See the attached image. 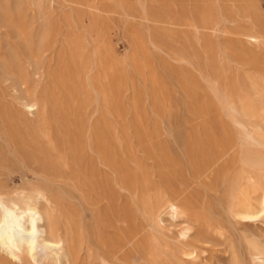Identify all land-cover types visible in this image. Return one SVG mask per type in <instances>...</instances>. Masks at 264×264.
Masks as SVG:
<instances>
[{"label": "rangeland", "instance_id": "1", "mask_svg": "<svg viewBox=\"0 0 264 264\" xmlns=\"http://www.w3.org/2000/svg\"><path fill=\"white\" fill-rule=\"evenodd\" d=\"M21 19L35 43L56 22V48L31 55ZM0 32L4 196L44 190L83 264H103L102 254L110 264H264V213L244 221L230 212L234 177L245 175L250 203L264 192V130L256 126L264 124V0H0ZM27 95L42 98V109L30 112ZM70 154H122L137 179L135 198L120 188L112 213L90 209ZM191 154H228L229 165L223 158L201 175ZM162 199L187 216L164 210L150 225ZM103 226L109 238L133 228L140 238L116 258L99 237ZM181 247L194 248L190 257ZM1 249L0 264H21ZM167 249L171 257L161 254ZM46 261L39 264H54Z\"/></svg>", "mask_w": 264, "mask_h": 264}, {"label": "bare ground", "instance_id": "2", "mask_svg": "<svg viewBox=\"0 0 264 264\" xmlns=\"http://www.w3.org/2000/svg\"><path fill=\"white\" fill-rule=\"evenodd\" d=\"M20 18H22V17H20ZM5 24H6V22H5ZM50 24H51V22H50ZM29 26H30V24H29ZM29 26L27 25V23L24 19L20 20V23H19V31L20 32L19 33H20L22 41H24L25 44H27V46H30L31 55L41 56V55H43L49 51H53L56 48L57 43L60 42V41H58L59 38H57V36H58V34H61V33H58L59 26L56 22H53L48 27L46 25H44L45 26L43 28L44 34L40 37V40H38V42H36V43L34 42V40L32 39V37L29 34V32H30ZM5 27H6V25H5ZM7 28H9V27H7ZM252 37L254 38V36H252ZM254 39H257V38H254ZM0 45H1V43H0ZM65 45H67V44H65ZM19 46H20V44H19ZM61 46H64V45H61ZM54 53H56V52H54ZM53 56H55V55H53ZM36 61H38V60H36ZM89 66L88 67H87V65L84 66V68L80 72L82 76L88 75V73L90 71ZM95 66H97V65H95ZM20 73H21V71H20ZM22 74L25 76L24 73H22ZM103 76H104L103 73H100L101 84L103 83V79H102ZM90 77H93V76L91 75ZM95 79H93V80H95ZM89 80H90V78H89ZM23 84L24 83H22V85ZM257 88H259V87H257ZM254 89H255V87H254ZM261 91L262 90H260V92ZM250 94H252V93H250ZM251 105H254L253 102ZM262 105H263V107L260 109L264 113V101L262 102ZM24 106L30 112L31 111L37 112L39 109H42V107H43L42 98L41 99L40 98H32L29 95H27L26 100L24 101ZM241 107H243V106H241ZM247 107H248L249 113L254 115L255 109H252V107H249V106H247ZM256 110H257V107H256ZM235 111L238 112V110H235ZM257 117H256V119H257ZM255 122H256V120H255ZM250 123H251V121H250ZM256 126H258V128L261 129V131L264 130V124L258 123ZM251 136H253V135H251ZM256 139H257V137H256ZM261 142H263V141H261ZM263 144H264V142H263ZM194 155L195 154H191L190 158H191V160H196V158L198 157L196 160L197 161L196 164H198V165H196V166H197L199 173L201 175L205 174V173L208 174L209 172L207 173V171H209V169H211L215 165H217L218 162L223 158L225 161L224 163L229 165V159L227 158L228 154H215L213 157L206 159V160H204V154H196L195 156ZM240 157H239V159H241ZM70 158H72V160H73V164L75 165V171L79 174V177L82 180L83 186H85L87 188L88 192H87V195L85 197V202H86L87 206L90 207V209L94 210V208H95L98 211V210L104 208V209H106V211H110L112 213L113 210L117 206H119L120 197H122V195H123L122 193H120V190H119L120 188H126L127 189L126 191H130L132 196H134V198H135V193H136L135 191L137 190V187H136L137 179H136V176L134 174L130 173L128 166H127V161L124 158V156H122V154H70ZM62 160H63V158H62ZM260 162L261 161H259L257 164H259ZM237 163H238V161H237ZM253 166H255V165H253ZM228 168H229V166H228ZM246 169H247V166H246ZM223 173L226 174V172H222V176H224ZM251 174H250V176H251ZM223 178H225V177H223ZM234 178H235V180L231 181L232 182V188H231L232 189V191H231L232 203L231 204H233V205H232L230 212L233 214L235 219L244 220V221L255 220V219L261 217L264 213V192L262 194H260L254 200L255 201L254 203H250L248 201V185L243 183V181L246 179L245 175L240 176L239 178H236V177H234ZM198 181H200V180H198ZM82 184H80V185H82ZM144 185H145V183H144ZM255 185H257V184H255ZM39 187L42 188V186H39ZM149 188H150V186H149ZM43 189H45V188H43ZM75 190H76V186H75ZM43 191L44 190H37L35 192L22 191V192H18L16 195L14 194V196H11V197H6L3 195V192H0V248H2L1 250L5 252V255L8 257V259H12L14 262L18 259L21 264H33V263L39 264V262L46 261V260H50L51 263L53 261L54 264H83L82 263L80 244H78L77 239H75L74 234L71 231H69L68 227H66L65 225H64V227H62L60 225V222H59L60 217L57 214V210H56L55 206L53 205L52 201L49 199L50 196H47ZM138 194H139V192H138ZM129 195H130V193H129ZM161 196H162V194H161ZM165 196H166V194H165ZM150 197L151 196L148 195V198H149L148 200H151ZM134 198H133V200H134ZM51 199H54V198L52 197ZM141 199H143V198H141ZM160 199H161V197H160ZM137 201L134 200V202H137ZM157 202H158V200H157ZM145 208H147V207L145 206ZM155 208H153V209L156 211L154 213H150V218H149L150 225L154 224L156 226L158 224L157 219L160 218V215L164 210L167 213H170L173 217L184 218L188 214L186 209H185V206H183L182 204H180L179 202H177L176 200H173V199H162L161 202L159 203L158 208L157 209H155ZM81 210H83V209L81 208ZM188 210L191 211L189 206H188ZM59 211H58V213H59ZM156 212H157V214H156ZM60 213H61V211H60ZM60 213H59V215H60ZM146 213H148V212H146ZM117 215H118V213H117ZM189 219H191V218H189ZM192 220H194V219H192ZM160 221L161 220H159V223H160ZM108 222H110V221H108ZM183 222H186V221H183ZM193 222H196V221L194 220ZM95 223H96V221H95ZM112 223L113 222H111V224ZM80 224H82V223L80 222ZM97 224H95V225L97 226ZM83 227H84V225H83ZM87 227H88V225H87ZM111 227H114V225L112 224L110 226V228ZM145 227H149V226L146 225ZM162 227L164 228V225ZM109 229L107 227H104V226L101 227L99 229V232H100L99 237L103 243L107 241L109 250L111 251L112 254H114V256H115V254L120 252L128 244H131L132 247L135 246L137 237L139 236L138 235L139 232L137 229L133 228L132 231L127 236H124L121 239L120 238H112V237L109 238L107 236L109 233ZM162 229H160V230H162ZM192 229H193L192 225H188L184 228L183 234L186 237L185 239H187V237L190 236L189 233L192 231ZM198 230H200V228ZM88 231L90 232V230H88ZM164 236H167V235H164ZM147 237H148V235H147ZM139 238H140V236H139ZM160 239H162V238L160 237ZM164 239H162V240H164ZM149 241H150V239H149ZM89 242H90V240H89ZM157 242L159 243V241H157ZM187 242H189V241H187ZM164 243L165 242H163V244ZM86 244H87V242H86ZM167 246H165V247L169 248ZM162 247H164V246H162ZM171 249H172V247H171ZM162 251H164V250H162ZM165 251L166 252H164V253L161 252V254H164L166 257L172 256L171 250L167 249ZM191 251L185 250V249L183 250V248H182L180 253H182L183 256L190 257L189 255L192 254ZM161 254H159L158 257H160ZM157 255H158V253H157ZM38 257H39V259L41 258L40 261H38ZM162 257L164 258L163 255H162ZM174 257H175V254H174ZM107 258H108V256H107ZM111 259H113V258H111ZM180 259H181V257H180ZM102 260H103V264H110V262L105 257H103V254H102ZM164 260H166V258H164ZM169 262H171V260Z\"/></svg>", "mask_w": 264, "mask_h": 264}]
</instances>
